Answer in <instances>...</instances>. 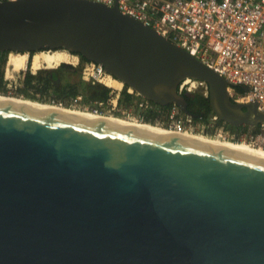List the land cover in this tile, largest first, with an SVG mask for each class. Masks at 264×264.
Segmentation results:
<instances>
[{"label": "water", "instance_id": "obj_1", "mask_svg": "<svg viewBox=\"0 0 264 264\" xmlns=\"http://www.w3.org/2000/svg\"><path fill=\"white\" fill-rule=\"evenodd\" d=\"M55 50L186 114L179 83L204 82L222 123L264 125L256 103L233 102L221 76L116 6L0 2V54ZM0 264H264V159L0 100Z\"/></svg>", "mask_w": 264, "mask_h": 264}, {"label": "built area", "instance_id": "obj_2", "mask_svg": "<svg viewBox=\"0 0 264 264\" xmlns=\"http://www.w3.org/2000/svg\"><path fill=\"white\" fill-rule=\"evenodd\" d=\"M3 1L16 0H0ZM89 1L107 7L116 6L122 14L153 28L159 35L221 76L228 84L227 93L233 102L256 103L257 109L264 112V0ZM75 60L68 65L76 67L75 63L80 64L78 58ZM26 70L22 71L23 76L18 88L14 85L16 90L22 89ZM81 75L84 82L102 86L103 80L113 78L100 65L88 61L83 63ZM191 80L185 79L179 83L178 94L196 92L197 89L191 88ZM6 81L5 78L4 87L10 88L11 81L9 85ZM201 83L204 86H200L198 91L207 97V86L204 82ZM242 87H247L248 91L244 92ZM42 88L38 86L37 91L41 92ZM51 88L46 87V103L59 107L113 117L120 113L119 118L138 123H150L147 122L146 116L152 114L154 121L151 124L159 125L172 133H194L222 141H246L264 148V125L258 126L256 133H232L213 113L206 119L199 116L194 120L187 117L175 104L163 111L162 107L136 95L128 88L126 93L133 97V102L125 107L120 102L124 85L120 90L106 87L109 90L107 100L97 102L93 108L90 102L83 103L76 97L58 99L53 95ZM237 88H240L242 93H238ZM33 90L36 89L30 91ZM14 96L23 97L21 94Z\"/></svg>", "mask_w": 264, "mask_h": 264}, {"label": "trees", "instance_id": "obj_3", "mask_svg": "<svg viewBox=\"0 0 264 264\" xmlns=\"http://www.w3.org/2000/svg\"><path fill=\"white\" fill-rule=\"evenodd\" d=\"M40 53L42 54V63H41V57H40L39 53H34L32 56H29L27 53H24V54L9 53L8 57L6 59V62H5V57H6L7 53L0 54V94L6 95V94H4V91L6 92L5 87L2 85V83H3L2 67H3L4 63H5V78L6 79H14L15 76L19 73L21 74L22 71H24L28 65L30 67L32 74H36L37 71H39L40 69H54V68H59V67L63 68L64 66H65V68H68V69L74 68L71 65H69V66H71V67H69L66 64L74 62L75 59H71L70 56L67 54V52H65L63 50H55L52 52H40ZM81 58L83 60H85L83 57H81ZM63 63H66V64H63ZM30 78H32V76H29L27 78L28 80L26 83H28L30 81ZM191 82H193V81H191ZM46 83H47L46 86H48L49 83L48 82H46ZM116 83L117 82L113 78H107L106 80L102 81V84L105 87H109V88H112L115 90H120L123 87V85L118 83V86H115L114 84H116ZM28 86H29V83H28ZM89 88L91 89L90 86H89ZM126 89H127V87L124 86V90H123V94H122V97L120 99V102L123 106L128 107L129 105L132 104L133 97L126 93ZM46 90L47 89L45 87L43 89V92L45 93ZM236 90L238 93H242V90L240 88H237ZM108 92H109L108 89L101 87V91L98 95H95L92 92L93 93L92 96H89L88 99H84L83 103H89L88 100H97V102H105L108 98ZM19 93L20 94L25 93V91L20 90ZM191 94L195 95L197 101L200 103L197 105L198 106L197 108L193 106L191 111H195V113L197 115L202 116L203 119H206L211 114V109H210L209 103H208V97H205L201 91H196V92L191 93ZM71 97H76L78 99L81 98L77 87L74 85L67 86L66 92L64 93V95H59V97H57V98L62 99V100L63 99L67 100ZM22 98H24V97H22ZM24 99H26V98H24ZM197 101H194V102H197ZM165 108L166 107H162V110H164ZM187 111H189V110H187ZM146 120H147V122L152 123L154 121V115L148 114L146 116ZM220 123L223 126H225V128L232 133H246L250 130L252 131V133L257 132V127H255V128L232 127L229 125H225L222 122H220Z\"/></svg>", "mask_w": 264, "mask_h": 264}, {"label": "bare ground", "instance_id": "obj_4", "mask_svg": "<svg viewBox=\"0 0 264 264\" xmlns=\"http://www.w3.org/2000/svg\"><path fill=\"white\" fill-rule=\"evenodd\" d=\"M37 53L40 54L41 63H42V54L40 52H37ZM16 54H24V53H16ZM29 56H32V55H29ZM28 68L30 69L29 65L26 67V69H28ZM115 81L117 83L122 84L118 80H115ZM191 81L199 82V81H196V80H191ZM199 83H201V82H199ZM13 96H14L13 94H8V95L0 94V100L13 102V103H18V104H21V105H26V106L40 108V109L60 111V112L68 113V114H72V115L88 117L90 119L104 120V121H107V122L122 124V125L127 126V127L145 129V130L153 131V132L160 133V134H169V135L173 134L172 132L168 131L167 129L164 130L165 128H163V127H161L159 125L151 124V123H147V124L146 123H138V122L129 121V120L121 119V118H116V117H113V116L95 115V114H92L90 112L82 111V110H79V109H67V108L59 107V106H56V105H53V104H49V103H38V102H35V101L26 100V99H19V98H22V97L16 98L17 96H15V97H13ZM152 126H154V127H152ZM158 128H163V129H158ZM184 136L189 138V139H194V140H197V141H200V142H204V143H208V144H211V145H214V146L227 148V149H232V150H236V151H239V152H244V153H247V154H250V155H256V156H259V157L264 159V148H262L260 146H254L253 144H250V143H248L246 141H239V142L228 141V140L222 141V140H219V139L209 138V137L202 136V135H197V134H194V133H192V134H190V133L184 134Z\"/></svg>", "mask_w": 264, "mask_h": 264}, {"label": "flooded vegetation", "instance_id": "obj_5", "mask_svg": "<svg viewBox=\"0 0 264 264\" xmlns=\"http://www.w3.org/2000/svg\"><path fill=\"white\" fill-rule=\"evenodd\" d=\"M67 54L70 56L71 59L72 58L73 59L78 58V62L79 63L83 64V63L87 62V61L83 60L78 54L69 53V52H67ZM27 70L28 71L25 72L24 77L22 79V89H21L22 91H25V93H21V95L24 98H26V99H30V100L41 102V103H46L47 102V100H46V98L44 96V92H43V89L45 87L42 88L41 92L37 91V89H36V90H33L36 93H33V91H29V89L27 90V88H29L30 85H34V83L38 81L39 83H41L44 86V85H47L46 82H48L49 83L48 85L52 87V90L54 91V93H56V96L59 97V95H64V93L66 92V87L67 86L74 85L70 81L68 82V84L64 83L61 80V74H71V72H74V71L76 72L77 71L75 68L68 69V68H65V66H64L63 68L59 67V68H55V69H42V71L40 70L34 75V74L31 73V70L29 68ZM29 76H32V78H30V81L28 82L29 83V86H28V83H26V82H27V80H28L27 78ZM200 84H202V83L193 81V82H191V88L192 89H197L196 91H198L199 90L198 88L200 87ZM2 85L5 86L4 85V80H3ZM82 86H83L84 90H85L86 86H90L91 89L89 87H87V88L89 90H94L92 92L95 95H98L100 93V91H101V87L100 86L96 87V85H90L87 82L83 83ZM92 92L90 94L86 95L85 99H88L89 96H92V94H93ZM122 94H123V92L120 94V98L122 97ZM184 100L186 102V109L189 110V111H187L188 114H186V113H184V114L187 117H190L191 119H194V120L198 119L197 117H199V115H197L195 113V111H191L193 106L197 108L198 107L197 105L200 104L197 101L196 96L193 95V94H187V95H184ZM88 101L89 102L91 101L90 105H91L92 108L97 103V100H88ZM194 101H197V102H194ZM132 102H133V99H132ZM167 109L168 108L166 107L163 111H166ZM118 114H115L117 116V118H119L118 116H120V113H118ZM164 130H166V129H164Z\"/></svg>", "mask_w": 264, "mask_h": 264}, {"label": "rangeland", "instance_id": "obj_6", "mask_svg": "<svg viewBox=\"0 0 264 264\" xmlns=\"http://www.w3.org/2000/svg\"><path fill=\"white\" fill-rule=\"evenodd\" d=\"M7 57H8V54L6 55V57H5V62H6V59H7ZM72 61V60H71ZM76 61V60H75ZM63 64H66V63H63ZM66 65H68V64H66ZM82 63H80V64H77L76 65V63H75V66L76 67H74L77 71L75 72H71V74H61V80L64 82V83H67L68 84V82L70 81L71 83H73L74 84V86H76L77 87V89H78V92H79V94H80V96H81V98H79V100L81 101V102H83V100L85 99V96L86 95H88V94H90L92 91H94V90H89L87 87H89V86H86L85 87V90H84V88H83V86H82V84L83 83H86V82H84L83 80H82V78H81V68H82ZM69 66V65H68ZM71 67V66H70ZM73 67V66H72ZM4 68V69H3ZM55 69V68H54ZM28 70H26V72H27ZM41 71H42V69H41ZM2 73H3V80L5 79V63H4V65H3V67H2ZM22 76H23V74L21 73H19V74H17L16 76H15V78L14 79H7V81H6V84H8L9 85V83H10V81H11V87L10 88H7V87H5V90H6V92L4 91V93L6 94V95H8L7 94V92H9L10 94H13V95H16V94H20L19 93V90H16L15 89V87H14V85H16V87L18 88V85L21 83L20 82V79L22 78ZM85 79H87V76H85ZM9 81V82H8ZM88 84H90V85H93V84H91V83H88ZM42 84L41 83H39L38 81L37 82H35L34 83V85H30V87L29 88H27V90L29 89V91L31 90V89H38V86L39 87H44V86H41ZM65 85V84H64ZM94 85H96V87H102V88H106V87H104V86H102V85H99V84H94ZM115 86H118V83H116V84H114ZM200 86H204V85H202V84H200ZM46 87H51V86H46ZM52 89V88H51ZM88 89V90H87ZM97 89V88H96ZM107 89V88H106ZM52 91V93H53V95L55 96V97H57L56 96V93H54V91L53 90H51ZM33 93H36V92H34L33 91ZM19 96V95H18ZM53 96V97H54ZM13 97H15V96H13ZM16 98H19V97H16ZM19 99H24V98H19ZM121 99V98H120ZM26 100H29V99H26ZM30 101H33V100H30ZM35 102H37V101H35ZM38 103H41V102H38ZM117 118V117H116ZM147 124V123H146ZM152 127H154V126H152ZM158 129H163V128H158ZM247 133H252V131L250 130V131H248Z\"/></svg>", "mask_w": 264, "mask_h": 264}]
</instances>
